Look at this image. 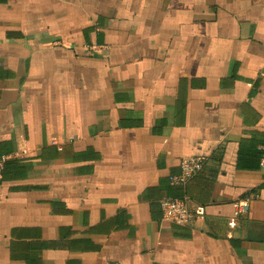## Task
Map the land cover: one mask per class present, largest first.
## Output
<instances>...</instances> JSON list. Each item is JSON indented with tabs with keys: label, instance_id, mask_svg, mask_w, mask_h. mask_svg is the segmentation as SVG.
<instances>
[{
	"label": "crops",
	"instance_id": "crops-1",
	"mask_svg": "<svg viewBox=\"0 0 264 264\" xmlns=\"http://www.w3.org/2000/svg\"><path fill=\"white\" fill-rule=\"evenodd\" d=\"M263 151L264 0H0V264H264Z\"/></svg>",
	"mask_w": 264,
	"mask_h": 264
},
{
	"label": "built area",
	"instance_id": "built-area-1",
	"mask_svg": "<svg viewBox=\"0 0 264 264\" xmlns=\"http://www.w3.org/2000/svg\"><path fill=\"white\" fill-rule=\"evenodd\" d=\"M7 156H0V178L3 164ZM206 157L202 155L186 156L180 160L179 172L168 177L169 183L175 186L185 185L189 179L201 169ZM259 165L264 167V151L261 154ZM251 196L238 199L235 203L233 218L227 221L228 227L236 225V219L247 212ZM162 219L169 222H190L198 216L204 214V207L201 205H190L184 197L167 196L159 201Z\"/></svg>",
	"mask_w": 264,
	"mask_h": 264
}]
</instances>
